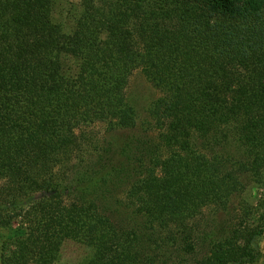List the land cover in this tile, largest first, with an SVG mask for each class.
Returning <instances> with one entry per match:
<instances>
[{
    "label": "trees",
    "instance_id": "trees-1",
    "mask_svg": "<svg viewBox=\"0 0 264 264\" xmlns=\"http://www.w3.org/2000/svg\"><path fill=\"white\" fill-rule=\"evenodd\" d=\"M53 6L0 0V228L19 232L0 264H55L66 241L85 264H186L158 258L193 254L246 177L264 187V0H80L69 32ZM137 70L160 95L134 169L96 127H136ZM118 192L141 226L113 219ZM243 217L196 264H253L264 215Z\"/></svg>",
    "mask_w": 264,
    "mask_h": 264
},
{
    "label": "rangeland",
    "instance_id": "rangeland-1",
    "mask_svg": "<svg viewBox=\"0 0 264 264\" xmlns=\"http://www.w3.org/2000/svg\"><path fill=\"white\" fill-rule=\"evenodd\" d=\"M79 12L80 0H54L52 19L64 32H69ZM159 95V91L145 79L140 70L133 72L126 87V97L134 109L136 127L130 130H116L112 132H107L105 127L100 124L96 127L99 137H105L112 144L115 143L113 146L114 150H116L115 153L119 152V148L123 142L129 143L127 147L129 152L125 153L124 157L128 156L131 160V167L134 169V162L138 163L141 161L142 142L146 141V136H153L151 133L146 135L144 131L151 122V105ZM228 151L229 148L216 150L218 153H226ZM244 183V190L232 198L228 210H216L213 206L204 209L202 218L200 221L198 220L200 225V241L193 254L184 257L179 255L175 248L169 249L168 252L172 253L170 255L169 253H165V256L162 254L163 257L161 259L158 258L160 262L167 261L169 256H171L173 261L176 259L178 262L183 257L187 261L186 264H196L198 260L207 254L209 239L222 238L229 230V227L239 224L240 217L248 215L249 211L244 214L246 209L251 208L252 214L249 213L248 220L247 217L246 219L243 217L241 220L243 221V226L254 224L255 218L258 215H264V187H258L247 177L246 180L244 179ZM124 197L121 195V192H118L106 202V206L113 211V219L127 226H134V224L141 226V219L128 211L126 206H124ZM13 227L16 228V226ZM18 233L17 229L0 228V255L3 246ZM252 246L257 254L253 264H264V233L253 241ZM91 256L92 251L86 246L74 241H66L60 248L59 257L55 264H85Z\"/></svg>",
    "mask_w": 264,
    "mask_h": 264
}]
</instances>
